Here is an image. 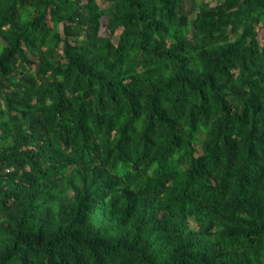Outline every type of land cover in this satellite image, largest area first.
Segmentation results:
<instances>
[{"label": "trees", "instance_id": "16d2710c", "mask_svg": "<svg viewBox=\"0 0 264 264\" xmlns=\"http://www.w3.org/2000/svg\"><path fill=\"white\" fill-rule=\"evenodd\" d=\"M102 1L0 0V264H264V0Z\"/></svg>", "mask_w": 264, "mask_h": 264}, {"label": "rangeland", "instance_id": "374dc122", "mask_svg": "<svg viewBox=\"0 0 264 264\" xmlns=\"http://www.w3.org/2000/svg\"><path fill=\"white\" fill-rule=\"evenodd\" d=\"M97 2H98V4H99V6H100L101 8H103V9H109V8H110V5L107 4V3H105V2H103L102 0H97ZM114 40L116 41V37H115Z\"/></svg>", "mask_w": 264, "mask_h": 264}]
</instances>
